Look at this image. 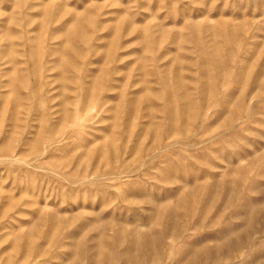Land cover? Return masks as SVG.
<instances>
[{
  "label": "rangeland",
  "instance_id": "obj_1",
  "mask_svg": "<svg viewBox=\"0 0 264 264\" xmlns=\"http://www.w3.org/2000/svg\"><path fill=\"white\" fill-rule=\"evenodd\" d=\"M0 264H264V0H0Z\"/></svg>",
  "mask_w": 264,
  "mask_h": 264
}]
</instances>
